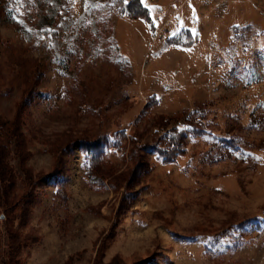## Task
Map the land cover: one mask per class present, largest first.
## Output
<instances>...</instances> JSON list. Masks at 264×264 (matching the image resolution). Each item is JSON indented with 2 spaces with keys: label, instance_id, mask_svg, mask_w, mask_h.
Returning a JSON list of instances; mask_svg holds the SVG:
<instances>
[{
  "label": "rangeland",
  "instance_id": "1",
  "mask_svg": "<svg viewBox=\"0 0 264 264\" xmlns=\"http://www.w3.org/2000/svg\"><path fill=\"white\" fill-rule=\"evenodd\" d=\"M141 2L151 24L112 0H0V111L19 113L28 152L8 143L15 193L24 169L36 181L12 219L18 264H93L100 245L104 262L264 264V0ZM159 125L184 133V153L142 152L146 187L121 209L126 177L91 186L79 140L124 129L164 145ZM105 161L126 169L114 147ZM7 243L1 215L0 264Z\"/></svg>",
  "mask_w": 264,
  "mask_h": 264
},
{
  "label": "trees",
  "instance_id": "2",
  "mask_svg": "<svg viewBox=\"0 0 264 264\" xmlns=\"http://www.w3.org/2000/svg\"><path fill=\"white\" fill-rule=\"evenodd\" d=\"M112 1L116 3L115 10L118 15L127 16L132 19H143L150 24L152 23L149 10L142 4L141 0H128L127 3H125L124 0ZM7 16L9 22L18 29H26L31 32L35 30L23 21H19L10 11L7 12ZM168 41L185 46L193 43V40H187L186 42L182 41L180 35L172 37ZM31 96L32 93L29 97L26 95L23 104L26 102L27 98L30 99ZM152 103H154V99H150V104ZM158 129L161 133H165L164 138L166 142H164V145H159V143L162 142L161 136L158 140H152L151 143L141 144L140 141L142 140L143 132L142 135L136 130L127 133L124 129L114 132L111 142H109L104 135H99L94 139H80L79 142L83 152L86 156H89V164L85 172L88 183L98 189L109 187L117 190L119 187L123 186L121 176L126 177L127 181L124 185L121 202V209H126L137 197L139 192L146 187L145 185L139 186L138 189L134 187V184L139 181L141 176L146 174L149 170L146 164V155L142 152H147L151 149L158 153L166 162L172 161L176 156L184 153L185 144L184 133L182 131L175 130V127H164L163 125H159ZM12 139L15 140L14 152L20 157L21 161L26 159L28 157V152L20 129L19 113L16 112L13 118H7L0 111V216L2 215L4 230L7 236L8 262L11 264H18V249L22 240L18 238L19 236L14 229L12 219L15 216V210L20 209V222L18 227L23 225L22 219L25 217L22 218V214L24 215L30 210L29 208L33 202L32 198L36 181L32 179L33 177L29 174L28 169H24L25 180L29 188L24 194L15 193L16 175L13 168L8 163V156L10 154L8 143ZM62 147L64 151L66 146ZM108 147H114L117 152H120L123 160L127 163L126 169L123 170L120 175L118 173V167L109 163L107 164L105 161V150ZM59 163L62 164V161H59ZM104 250L105 247L100 245L93 264H124L118 257L112 258L109 262H104Z\"/></svg>",
  "mask_w": 264,
  "mask_h": 264
},
{
  "label": "snow or ice",
  "instance_id": "3",
  "mask_svg": "<svg viewBox=\"0 0 264 264\" xmlns=\"http://www.w3.org/2000/svg\"><path fill=\"white\" fill-rule=\"evenodd\" d=\"M124 2H125V3H127V2H128V0H124ZM193 31H194V30H193ZM241 227H243V225H241Z\"/></svg>",
  "mask_w": 264,
  "mask_h": 264
}]
</instances>
